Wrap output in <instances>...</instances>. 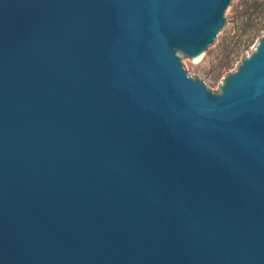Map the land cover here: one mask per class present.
<instances>
[{
  "label": "water",
  "instance_id": "95a60500",
  "mask_svg": "<svg viewBox=\"0 0 264 264\" xmlns=\"http://www.w3.org/2000/svg\"><path fill=\"white\" fill-rule=\"evenodd\" d=\"M235 0H0V264H264V35L212 92Z\"/></svg>",
  "mask_w": 264,
  "mask_h": 264
},
{
  "label": "rangeland",
  "instance_id": "374dc122",
  "mask_svg": "<svg viewBox=\"0 0 264 264\" xmlns=\"http://www.w3.org/2000/svg\"><path fill=\"white\" fill-rule=\"evenodd\" d=\"M264 35V0H235L229 28L198 63L180 55L189 76L220 93L224 78L251 54Z\"/></svg>",
  "mask_w": 264,
  "mask_h": 264
}]
</instances>
